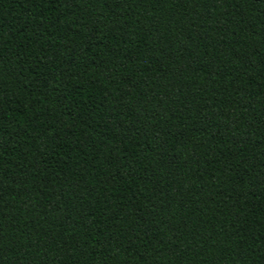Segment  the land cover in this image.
Instances as JSON below:
<instances>
[{
  "label": "trees",
  "instance_id": "trees-1",
  "mask_svg": "<svg viewBox=\"0 0 264 264\" xmlns=\"http://www.w3.org/2000/svg\"><path fill=\"white\" fill-rule=\"evenodd\" d=\"M0 264H264V0H0Z\"/></svg>",
  "mask_w": 264,
  "mask_h": 264
}]
</instances>
